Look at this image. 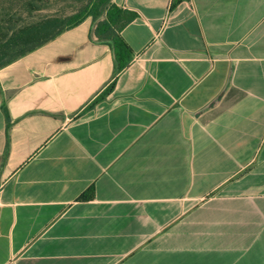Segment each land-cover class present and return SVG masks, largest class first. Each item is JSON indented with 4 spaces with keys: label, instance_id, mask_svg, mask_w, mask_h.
<instances>
[{
    "label": "crops",
    "instance_id": "1",
    "mask_svg": "<svg viewBox=\"0 0 264 264\" xmlns=\"http://www.w3.org/2000/svg\"><path fill=\"white\" fill-rule=\"evenodd\" d=\"M113 2L0 68V264H264V0Z\"/></svg>",
    "mask_w": 264,
    "mask_h": 264
},
{
    "label": "trees",
    "instance_id": "2",
    "mask_svg": "<svg viewBox=\"0 0 264 264\" xmlns=\"http://www.w3.org/2000/svg\"><path fill=\"white\" fill-rule=\"evenodd\" d=\"M182 0H174L177 5ZM51 0H0V68L55 40L86 19L95 22L99 41L112 45L117 70L126 67L133 52L121 36L136 13L118 6L113 0H82L78 11L62 15H44ZM93 199V190L82 197Z\"/></svg>",
    "mask_w": 264,
    "mask_h": 264
},
{
    "label": "rangeland",
    "instance_id": "3",
    "mask_svg": "<svg viewBox=\"0 0 264 264\" xmlns=\"http://www.w3.org/2000/svg\"><path fill=\"white\" fill-rule=\"evenodd\" d=\"M81 2L82 0H51L49 8L43 14L66 16L78 11Z\"/></svg>",
    "mask_w": 264,
    "mask_h": 264
}]
</instances>
